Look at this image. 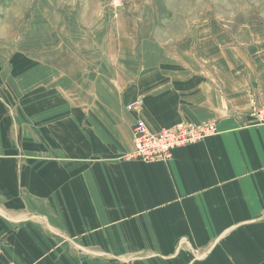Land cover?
<instances>
[{"label": "crops", "instance_id": "1", "mask_svg": "<svg viewBox=\"0 0 264 264\" xmlns=\"http://www.w3.org/2000/svg\"><path fill=\"white\" fill-rule=\"evenodd\" d=\"M116 25L97 60L0 49V264H264V29ZM137 119L216 131L146 162Z\"/></svg>", "mask_w": 264, "mask_h": 264}, {"label": "rangeland", "instance_id": "2", "mask_svg": "<svg viewBox=\"0 0 264 264\" xmlns=\"http://www.w3.org/2000/svg\"><path fill=\"white\" fill-rule=\"evenodd\" d=\"M142 18L150 37L162 40L187 38L190 27L211 22L236 34L264 29V0H0V49L42 46L66 60H97L114 24L119 33L130 22L135 32ZM262 106L252 107L253 117Z\"/></svg>", "mask_w": 264, "mask_h": 264}, {"label": "built area", "instance_id": "3", "mask_svg": "<svg viewBox=\"0 0 264 264\" xmlns=\"http://www.w3.org/2000/svg\"><path fill=\"white\" fill-rule=\"evenodd\" d=\"M261 111L254 119L257 123L264 124V106ZM215 131L216 125L210 122H191L153 131L145 121L138 119L133 127L134 152L131 156L146 162L166 161L172 157L175 149L195 144Z\"/></svg>", "mask_w": 264, "mask_h": 264}]
</instances>
